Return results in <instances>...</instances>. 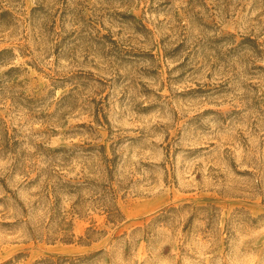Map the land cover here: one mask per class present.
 Wrapping results in <instances>:
<instances>
[{
  "label": "rangeland",
  "instance_id": "obj_1",
  "mask_svg": "<svg viewBox=\"0 0 264 264\" xmlns=\"http://www.w3.org/2000/svg\"><path fill=\"white\" fill-rule=\"evenodd\" d=\"M0 10V264H264V0Z\"/></svg>",
  "mask_w": 264,
  "mask_h": 264
},
{
  "label": "trees",
  "instance_id": "obj_2",
  "mask_svg": "<svg viewBox=\"0 0 264 264\" xmlns=\"http://www.w3.org/2000/svg\"><path fill=\"white\" fill-rule=\"evenodd\" d=\"M4 13H6V11L0 10V15ZM65 187H70L71 189L79 188L78 185H70L59 178L56 180V183L51 185V195L46 194L45 196L48 199L47 212H49V224L54 227L53 233H61V238L67 241L70 240L72 236V233L68 232L71 229L72 221L71 219L67 220V212L62 210L59 205V194ZM100 201H103V199ZM101 205H103V209L106 211L107 217L110 221L115 222L122 217L120 210L114 204L109 205L102 202ZM71 212H79V209L76 208V206H72ZM35 264H54V262L53 260L42 259L37 261Z\"/></svg>",
  "mask_w": 264,
  "mask_h": 264
}]
</instances>
